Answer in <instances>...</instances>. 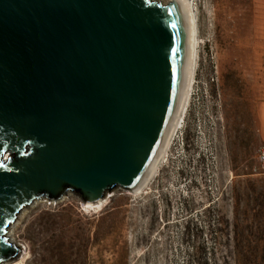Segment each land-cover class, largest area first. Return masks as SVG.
I'll use <instances>...</instances> for the list:
<instances>
[{"label": "water", "instance_id": "1", "mask_svg": "<svg viewBox=\"0 0 264 264\" xmlns=\"http://www.w3.org/2000/svg\"><path fill=\"white\" fill-rule=\"evenodd\" d=\"M0 0V264L35 202L135 193L185 103L191 28L180 0Z\"/></svg>", "mask_w": 264, "mask_h": 264}, {"label": "rangeland", "instance_id": "2", "mask_svg": "<svg viewBox=\"0 0 264 264\" xmlns=\"http://www.w3.org/2000/svg\"><path fill=\"white\" fill-rule=\"evenodd\" d=\"M190 1V99L151 180L99 209L35 202L7 264H264V0Z\"/></svg>", "mask_w": 264, "mask_h": 264}, {"label": "bare ground", "instance_id": "3", "mask_svg": "<svg viewBox=\"0 0 264 264\" xmlns=\"http://www.w3.org/2000/svg\"><path fill=\"white\" fill-rule=\"evenodd\" d=\"M180 1L183 3V5L185 6V9L187 10V14H188V17L190 20V27L189 28H191V59H190V68H189V80L190 81H188L187 95H186L185 103L183 105V109L181 111L180 119H179L178 123L176 124L174 131L172 132V135H171V138L168 142L166 150L164 151L162 156L158 159L156 164L153 166V168H152L153 170L150 171L148 177L146 178V181L142 184L141 188H139L135 193H132V194L140 193L146 187L148 181L151 180L150 178L153 176L155 170H157V167L159 166L162 158L164 157L166 152H168L167 150L169 148V145L173 139V136H174L176 130L181 127L182 118L185 114L186 107H187L188 101L190 99L189 97H190V92L192 89V83H193L194 72H195V62H196V50H197V36H196L197 31H196V28L197 27H196V19H195V14H194V10L192 8L191 1L190 0H180ZM105 200L100 201V202L93 204V205H90V204H83V205H84L85 209H89V208L90 209H99L100 207H102ZM22 213H24V210L20 213V217H21ZM17 221H19V218L16 219V222L14 223L13 227H11L9 229V235H11V231L15 227ZM10 241H11V243H13V241L11 239H10Z\"/></svg>", "mask_w": 264, "mask_h": 264}, {"label": "built area", "instance_id": "4", "mask_svg": "<svg viewBox=\"0 0 264 264\" xmlns=\"http://www.w3.org/2000/svg\"><path fill=\"white\" fill-rule=\"evenodd\" d=\"M258 161L264 166V152H260L258 155Z\"/></svg>", "mask_w": 264, "mask_h": 264}]
</instances>
